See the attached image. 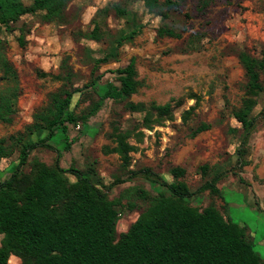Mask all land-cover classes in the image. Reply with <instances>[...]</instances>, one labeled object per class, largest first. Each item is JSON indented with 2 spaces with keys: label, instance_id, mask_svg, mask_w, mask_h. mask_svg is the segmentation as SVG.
<instances>
[{
  "label": "rangeland",
  "instance_id": "rangeland-1",
  "mask_svg": "<svg viewBox=\"0 0 264 264\" xmlns=\"http://www.w3.org/2000/svg\"><path fill=\"white\" fill-rule=\"evenodd\" d=\"M172 1L178 8L163 19L149 14L141 2L72 0L63 23H43L37 13L21 17L12 32H1L0 57L14 74L5 76L0 65V95L12 91L16 102L11 122L0 121V139L24 133L64 91L82 90L73 95L70 105L80 115L98 100L106 83H116L113 71L134 58L139 83L135 94L105 100L86 125L67 124V140L58 131L50 141L55 150L37 149L30 159L53 164L59 156L62 168L81 173L92 167L104 188L117 179L126 180L108 193L109 198L122 196L123 203L135 205L120 212L117 233L126 231L148 206L137 197L139 190L149 195L166 190L142 176L127 181L129 172L147 168L172 182L170 170L179 166L191 191L222 174L217 187L223 198L203 192L189 203L200 209L213 205L244 226L254 250L264 259V70L263 90L251 113L255 123L245 141V132L233 117L247 83L238 55L248 52L264 58V0H206L202 12L197 9L202 0ZM23 2L29 5L32 0ZM112 4L132 16L116 14L109 9ZM95 24L98 39H91L87 36ZM161 27L181 36L159 37ZM132 32V39L123 40ZM98 59L103 61L96 63ZM96 76L101 79L94 89H82ZM167 103L172 106L170 116L149 110L151 104ZM130 104H143L146 111H133ZM201 125L207 130L195 133ZM119 134L133 147L127 166L113 152ZM30 139L36 141L34 135ZM239 149L246 151L245 166L239 163ZM17 155L16 150L0 159V179L15 167ZM202 165L208 166L205 175Z\"/></svg>",
  "mask_w": 264,
  "mask_h": 264
},
{
  "label": "trees",
  "instance_id": "trees-1",
  "mask_svg": "<svg viewBox=\"0 0 264 264\" xmlns=\"http://www.w3.org/2000/svg\"><path fill=\"white\" fill-rule=\"evenodd\" d=\"M71 1L32 0L25 5L23 0H0V33L12 32V25L21 17L37 13L43 23H63ZM129 1L141 2L149 14L163 19L169 11L178 8V3L172 0ZM207 6L206 0H202L197 9L202 12ZM109 9L125 17L132 16V12L118 4L110 5ZM98 30L95 24L87 37L98 39ZM132 35L134 32L123 35V40L132 39ZM157 35L181 36L172 28L164 27L158 28ZM238 60L247 83L245 98L233 117L244 130L245 141L255 123L251 113L256 98L263 90L260 75L264 70V58L241 52ZM102 61L98 59L96 63ZM0 65L5 76H13L9 63L1 57ZM113 74L116 83H106L98 100L80 115H76L70 105L73 95L82 90L64 91L53 97L51 109L37 114L35 122L24 133L0 139V159L18 152L15 167L0 179V264H10L12 260L13 264H264L244 226L225 217L213 205L200 209L189 203L193 196L203 192L223 198L217 187L222 174L214 175L191 191L182 180L185 170L179 166L170 170L172 182L164 181L147 168L129 172L127 181L142 176L166 190L156 195L139 190L137 197L148 206L126 231L117 233L120 212L125 208L131 211L135 205L123 203L122 196L109 198L108 193L126 180L117 179L104 188L92 167L81 173L72 167L62 168L59 156L53 164L30 159L37 149L55 150L50 141L58 131L67 140V124L86 125L105 100L118 101L136 93L139 83L134 58ZM100 79L101 76L92 78L82 89H94ZM13 94L11 91L0 95V121L3 123L11 122L16 102ZM129 107L133 111H146L143 104H130ZM149 110L166 117L172 113V106L151 104ZM148 119L149 116H145V120ZM207 128L201 125L195 133ZM33 135L36 141L30 139ZM115 143L113 152L118 153L127 166L133 147L125 142L122 134L115 137ZM69 146L67 143L65 148ZM237 154L239 163L245 166L247 163L242 158L246 151L239 149ZM200 171L205 175L208 166L202 165Z\"/></svg>",
  "mask_w": 264,
  "mask_h": 264
}]
</instances>
